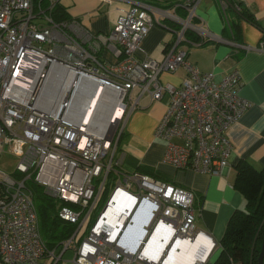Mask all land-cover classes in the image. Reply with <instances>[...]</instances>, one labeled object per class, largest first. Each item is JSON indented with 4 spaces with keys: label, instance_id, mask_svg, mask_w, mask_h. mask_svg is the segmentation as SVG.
Here are the masks:
<instances>
[{
    "label": "built area",
    "instance_id": "1",
    "mask_svg": "<svg viewBox=\"0 0 264 264\" xmlns=\"http://www.w3.org/2000/svg\"><path fill=\"white\" fill-rule=\"evenodd\" d=\"M59 1L0 0V160L3 153L17 160L13 171L0 165V264H181L174 252L203 235L210 246H200L193 261L201 264L216 243L197 226L194 192L125 170L121 140L143 96L153 104L168 95L155 130L166 142L163 162L222 174L231 165L229 131L253 104L240 93V70L217 80L187 60L183 45L199 43L187 31L214 38L195 22L202 0L176 3L184 14L119 0L130 8L107 34L75 18L55 20ZM164 18L180 27L172 44L164 43L163 59L140 57L142 40ZM181 67L180 85L161 80ZM31 180L59 203L61 219L77 225L54 247L42 235Z\"/></svg>",
    "mask_w": 264,
    "mask_h": 264
},
{
    "label": "crops",
    "instance_id": "2",
    "mask_svg": "<svg viewBox=\"0 0 264 264\" xmlns=\"http://www.w3.org/2000/svg\"><path fill=\"white\" fill-rule=\"evenodd\" d=\"M76 1L82 6L75 11L76 7L72 8L74 0L59 1L70 18L81 21L95 33L107 34L114 27L115 20L112 24L108 22L111 14L110 10L106 9L107 3L102 0ZM137 1L161 6L170 12L182 13L180 8L174 7L181 0ZM130 5L127 2L120 5L118 10L123 12L130 8ZM246 6L261 27L242 19L239 30L233 37L229 29H225L221 10L223 6L220 1L202 0L195 22L205 26L214 38L209 39L210 43L202 45L201 42L207 41L208 38L204 39L198 33L192 32L188 38L193 42L198 40L199 43L183 45L187 50V60L201 71H213L217 80L237 67L242 79L240 93L253 102L229 131L233 145L229 168L222 174L215 175L178 169L163 162L166 142L155 136V130L166 110L168 95L153 104L148 95L143 96L141 107L133 113L127 125L128 139L133 144L124 148L125 169L129 171L125 166L128 161L130 170L147 169V172H143L194 192L195 206L199 209L197 226L211 235L216 243L206 261L201 264H216L221 252L219 242L224 236L230 217L237 209L247 206L245 195L235 186L239 165L246 161L258 170L264 169V0H247ZM72 14L78 17H73ZM165 19L167 18L161 23L156 20L151 26L141 42L138 51L140 57L148 54L155 59H163L167 50L164 43L168 41L172 44L175 37L173 30L176 27L165 24ZM102 55L110 61L115 60L108 48H104ZM185 73V69L181 67L177 72L165 71L160 77L164 83L180 85ZM138 93L139 90L134 89L132 95L136 97Z\"/></svg>",
    "mask_w": 264,
    "mask_h": 264
},
{
    "label": "trees",
    "instance_id": "3",
    "mask_svg": "<svg viewBox=\"0 0 264 264\" xmlns=\"http://www.w3.org/2000/svg\"><path fill=\"white\" fill-rule=\"evenodd\" d=\"M34 2L36 4L41 2L45 6L48 4L47 0H34ZM238 6H241L240 9ZM180 9L181 14H184L183 8ZM221 10L225 29H229L233 37L238 32L242 19L260 26L254 14L250 13L247 6L239 0H227V7H222ZM52 15L55 20L70 18L65 7L59 2L54 6ZM192 32L187 31V37ZM210 41L204 40L201 44L205 45ZM28 184L35 196L42 235L47 244L54 247L71 237L77 225L58 216L53 197L46 192L39 194L35 191L33 187L41 186L40 184L32 180ZM235 186L245 195L247 206L237 209L230 217L224 236L219 242L221 252L216 264H258L264 235V169L258 170L249 162L243 161L238 168Z\"/></svg>",
    "mask_w": 264,
    "mask_h": 264
},
{
    "label": "rangeland",
    "instance_id": "4",
    "mask_svg": "<svg viewBox=\"0 0 264 264\" xmlns=\"http://www.w3.org/2000/svg\"><path fill=\"white\" fill-rule=\"evenodd\" d=\"M74 4L72 5V8H74V7H76V9H74V11L75 10H77L78 8H80L82 5L81 4H79L76 0H74ZM77 2V3H76ZM125 4H127V2L126 1H119V0H116V1H114V3H112V4H109V3H107L106 4V9L107 10H110V14H111V16L110 17H108V22L109 23H111L112 24V22L115 20L116 21V17H118V15L119 14H121V10H118V8H120V5H125ZM73 15V14H72ZM73 17H78V16H75V15H73ZM165 24H167V25H172V27H180V24H175L174 22L172 23V20H170L169 18H167V19H165ZM172 29V28H171ZM128 131V130H127ZM127 131H125V134H124V136L122 137V140H121V145H120V148L121 149H123L124 150V148H126L127 146H130L131 144H133V143H131V140L130 139H128V132ZM2 155V157H1V160H0V165L4 168V169H6V170H8V171H13L14 169H15V166H16V158L13 156V155H11V154H7V153H3V154H1ZM125 166H126V168L127 169H129V172H132L133 170H130L131 168H129L128 166H129V163H128V161H126L125 162ZM124 169H125V167H124ZM126 170V169H125ZM128 171V170H127ZM113 186V185H112ZM112 186L111 187H109V189L110 188H112ZM34 189H35V191L37 192V193H39V194H42L43 192H45V188L44 187H42V186H38V185H36L35 187H33ZM106 196H108V193H106ZM105 196V197H106ZM105 200H106V198H104L103 199V202H105ZM55 201V203H56V213H57V209H58V206H59V203L56 201V200H54ZM85 229L86 228H84L83 229V231H82V233L85 231ZM81 233V234H82ZM80 234V235H81ZM66 258H68V259H72L73 257H74V252H73V250H69V252L66 254V256H65Z\"/></svg>",
    "mask_w": 264,
    "mask_h": 264
},
{
    "label": "bare ground",
    "instance_id": "5",
    "mask_svg": "<svg viewBox=\"0 0 264 264\" xmlns=\"http://www.w3.org/2000/svg\"><path fill=\"white\" fill-rule=\"evenodd\" d=\"M91 113L92 111H88L87 114L91 115ZM205 244L207 246H210V242L203 235L199 236L195 242H192V243L183 242L181 243L182 250L174 252L173 258L178 263H181V264H193L194 263L193 261H194V258H196L197 252L200 251V246L205 245ZM205 254H203L202 257H206Z\"/></svg>",
    "mask_w": 264,
    "mask_h": 264
},
{
    "label": "water",
    "instance_id": "6",
    "mask_svg": "<svg viewBox=\"0 0 264 264\" xmlns=\"http://www.w3.org/2000/svg\"><path fill=\"white\" fill-rule=\"evenodd\" d=\"M258 264H264V235L262 239L261 250L258 257Z\"/></svg>",
    "mask_w": 264,
    "mask_h": 264
}]
</instances>
